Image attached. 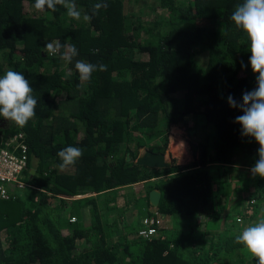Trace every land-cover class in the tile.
Wrapping results in <instances>:
<instances>
[{
    "label": "trees",
    "instance_id": "16d2710c",
    "mask_svg": "<svg viewBox=\"0 0 264 264\" xmlns=\"http://www.w3.org/2000/svg\"><path fill=\"white\" fill-rule=\"evenodd\" d=\"M130 1L106 0L84 22L62 6L0 0V76L22 72L37 99L23 128L0 117L2 140L21 133L34 169L30 187L0 200V264H256L235 235L263 212L264 179L249 171L259 145L227 103L256 87L248 39L230 19L242 0H157L150 18ZM94 2L76 0L82 13ZM57 40L78 49L72 63L43 49ZM76 59L107 70L82 81ZM188 118L199 136L190 163H134L140 148L164 153L169 128ZM69 145L83 154L61 169L56 153ZM151 189L160 191L155 208ZM140 196L146 207L134 217ZM154 211L156 234L142 238Z\"/></svg>",
    "mask_w": 264,
    "mask_h": 264
},
{
    "label": "clouds",
    "instance_id": "9594fccd",
    "mask_svg": "<svg viewBox=\"0 0 264 264\" xmlns=\"http://www.w3.org/2000/svg\"><path fill=\"white\" fill-rule=\"evenodd\" d=\"M57 6L66 9L67 15L72 19L90 22L102 8L107 7V2L95 0L90 9L84 13L77 7L76 0H35L33 5L37 11L42 12L47 9L53 13L57 11ZM230 19L248 39L250 52L248 66L253 74H256V87L251 91H245L241 102H237L229 95L227 103L229 107L238 108L243 113L234 121L240 125L241 135L251 137L259 145L258 159L249 171L253 177L264 179V0H242V3L235 6ZM43 49L48 55H60V58L67 63H72L79 55L75 45L61 44L58 40L47 42ZM74 67L79 78L85 82L89 81L97 70H107L105 64H92L84 59H76ZM36 106L37 99L33 95V88L22 72L9 69L0 76V117L23 128L35 117ZM82 154V149L76 146L69 145L61 149L56 153L61 161L59 167L65 169L75 165ZM235 242L243 245L255 259L256 264H264V212L254 223L244 227L235 235Z\"/></svg>",
    "mask_w": 264,
    "mask_h": 264
},
{
    "label": "built area",
    "instance_id": "2783aa9c",
    "mask_svg": "<svg viewBox=\"0 0 264 264\" xmlns=\"http://www.w3.org/2000/svg\"><path fill=\"white\" fill-rule=\"evenodd\" d=\"M28 150L21 133H18L6 141L0 136V200L8 199L14 188L24 189L30 187L28 174ZM251 198V203L255 202ZM264 204V195L260 198ZM264 212V210H263ZM72 222L75 217H71ZM241 218H235L236 223H241ZM159 224V213L154 211L151 215L142 219L143 227L137 230V235L149 238L156 234V225Z\"/></svg>",
    "mask_w": 264,
    "mask_h": 264
},
{
    "label": "rangeland",
    "instance_id": "374dc122",
    "mask_svg": "<svg viewBox=\"0 0 264 264\" xmlns=\"http://www.w3.org/2000/svg\"><path fill=\"white\" fill-rule=\"evenodd\" d=\"M130 3L132 6V13L133 14H139L140 12H144V10L146 9V12H145V14H143V16L148 17V18L155 15L154 12H156V10H152V9L159 7V3L157 0H132V1H130ZM194 59L199 64H203L205 61V54L204 53L194 54ZM193 126H194L193 119L188 118L187 119V126H185L184 123H179V124H177L175 126H171L169 128V136H168L169 140H168L167 148L165 149L164 153L166 155V160L169 161L171 164L185 165V164L190 163L193 160L191 145H192V143H195L197 137H199L197 135H192L190 133V131L188 130V127H193ZM133 145H134V142L131 144V146H133ZM147 146L148 145H146V147ZM144 150H146L145 147L140 148L139 153H142ZM123 189L125 192L136 191L139 189V185H135L132 187H130V186L125 187ZM21 192L22 191H19L18 193L20 194ZM141 206L146 207L145 199L143 196H140L138 198V204H137V208L135 210L136 215H134V217H136V216L141 217L143 215V212H142L143 209H139ZM263 210H264V208H263ZM128 212H131V210H129ZM128 212H127V215L129 216ZM144 213H145V211H144ZM261 213H262V211H261Z\"/></svg>",
    "mask_w": 264,
    "mask_h": 264
},
{
    "label": "water",
    "instance_id": "95a60500",
    "mask_svg": "<svg viewBox=\"0 0 264 264\" xmlns=\"http://www.w3.org/2000/svg\"><path fill=\"white\" fill-rule=\"evenodd\" d=\"M135 164L144 165L152 168H169L171 163L166 160L165 153L154 152L146 149L139 153L134 161ZM30 174L34 173V169L29 170ZM149 204L152 207H157L160 200V191L158 189H151L148 193Z\"/></svg>",
    "mask_w": 264,
    "mask_h": 264
},
{
    "label": "bare ground",
    "instance_id": "6f19581e",
    "mask_svg": "<svg viewBox=\"0 0 264 264\" xmlns=\"http://www.w3.org/2000/svg\"><path fill=\"white\" fill-rule=\"evenodd\" d=\"M172 131V130H171ZM175 132V131H174ZM177 132V131H176ZM177 147V146H176ZM181 150V149H180ZM182 151V150H181Z\"/></svg>",
    "mask_w": 264,
    "mask_h": 264
}]
</instances>
